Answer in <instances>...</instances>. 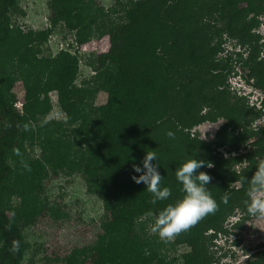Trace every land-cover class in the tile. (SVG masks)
<instances>
[{
    "label": "trees",
    "instance_id": "1",
    "mask_svg": "<svg viewBox=\"0 0 264 264\" xmlns=\"http://www.w3.org/2000/svg\"><path fill=\"white\" fill-rule=\"evenodd\" d=\"M15 2L0 0V264H25L22 229L45 211L39 192L48 171L80 173L109 215L92 246L73 250L64 264H85L89 258L90 264L219 261L211 250L214 237L243 229L250 215L242 180L264 160V123L253 125L262 108L250 106L227 82L238 65L245 82L264 95L261 38L252 32L264 15V0H114L107 9L98 0H50V23L74 31L77 44L108 37V49L92 55L93 76L81 86L75 84V56L60 51L38 58L35 48L47 32L21 34L10 25ZM223 34L236 40L235 54L220 55ZM6 61L16 74L3 69ZM18 77L25 87L21 111L6 95ZM98 91L107 95L100 106L94 104ZM50 93L64 120L45 121ZM219 120L224 122L211 140L194 131ZM34 147L40 149L36 158L29 155ZM148 151L157 154L161 187L171 191L155 204L146 185L131 178L139 175L133 163ZM193 158L212 165L197 171L211 176L207 189L216 209L173 238L159 240L147 225L182 197L175 171ZM239 212L227 229L225 223ZM175 247L182 248L181 255L170 262L169 249ZM252 254L242 264H264V242Z\"/></svg>",
    "mask_w": 264,
    "mask_h": 264
},
{
    "label": "rangeland",
    "instance_id": "2",
    "mask_svg": "<svg viewBox=\"0 0 264 264\" xmlns=\"http://www.w3.org/2000/svg\"><path fill=\"white\" fill-rule=\"evenodd\" d=\"M49 1L16 0L15 5L8 13L10 25L21 34L47 32L46 40L35 48L38 58L54 57L60 51H66L75 56L78 68L75 84L81 86L93 76V68L90 65V61L93 60L92 55H98L108 49V37L92 38L83 45L77 44L74 31L68 30L61 23L56 25L50 23ZM98 2L104 9L114 4V0H98ZM256 20L258 24L252 32L261 38L259 55L264 58V15H260ZM221 38L224 52L220 55L235 54L238 51L239 46L235 39L226 38V34H223ZM240 52L243 57L247 55V52L242 49ZM9 68L12 73L14 67L6 61L3 69L8 71ZM234 70L236 74L229 76L227 81L230 90L238 96H245L248 104L256 110L262 108V116L253 125L263 124L264 106H261V100L264 98L263 93L245 82L243 75L246 72L242 68L236 65ZM16 73L17 71L13 70V74ZM8 80V78L5 79V84ZM6 95L14 108L21 111L25 96V87L21 77L12 80L10 88L6 90ZM106 96L104 91H98L94 98V104L96 106L104 104ZM49 99L51 110L45 116V121L50 123L64 120V115L58 109L55 93H50ZM17 105L19 107H16ZM223 122V120H219L215 124L203 123L195 127L194 131L201 139L208 141L213 138ZM29 155L33 158L40 156V149L34 147L33 150H29ZM39 196L45 205V211L31 225L22 229L23 236L28 243L23 258L25 264H64L65 258L73 250L92 246L109 217L101 199L95 193L89 192L84 178L78 172L66 175L62 172L48 171L41 181ZM240 214L242 213H235L228 219L225 223L227 229L231 228L232 223L241 216ZM141 221L144 223L145 233V218L143 217ZM151 226L152 224L147 225L149 235L154 234L150 231ZM243 226L241 230H231L235 234L219 233L214 237L211 250L214 258H219V261L214 264L245 263L247 258L253 256L252 253L256 251L257 246L264 242V219L258 220L250 216ZM158 239L160 240L159 236ZM235 240L238 244H234ZM181 251L180 247L169 249L168 260L170 262L178 260ZM90 262L89 258L85 264H90Z\"/></svg>",
    "mask_w": 264,
    "mask_h": 264
},
{
    "label": "clouds",
    "instance_id": "3",
    "mask_svg": "<svg viewBox=\"0 0 264 264\" xmlns=\"http://www.w3.org/2000/svg\"><path fill=\"white\" fill-rule=\"evenodd\" d=\"M17 107V106H16ZM169 136L173 133L169 132ZM157 154L155 151L145 153L139 164L133 163L134 173L131 178L137 184L143 183L152 193L151 202L167 200L171 191L168 187H161V175L158 171ZM201 159H189L176 169V180L181 185L182 197L168 204L155 218L150 231L157 234L161 240L173 238L181 231L195 225L205 215L216 209V202L207 189L211 176L204 171H197L201 167H212ZM255 172L250 179L243 177L242 183L247 185V199L245 206L247 213L258 219H264V160H259ZM227 196L224 197L227 200ZM19 242H14V249Z\"/></svg>",
    "mask_w": 264,
    "mask_h": 264
},
{
    "label": "built area",
    "instance_id": "4",
    "mask_svg": "<svg viewBox=\"0 0 264 264\" xmlns=\"http://www.w3.org/2000/svg\"><path fill=\"white\" fill-rule=\"evenodd\" d=\"M17 107H19V105H17Z\"/></svg>",
    "mask_w": 264,
    "mask_h": 264
},
{
    "label": "flooded vegetation",
    "instance_id": "5",
    "mask_svg": "<svg viewBox=\"0 0 264 264\" xmlns=\"http://www.w3.org/2000/svg\"><path fill=\"white\" fill-rule=\"evenodd\" d=\"M247 259H248V258H247ZM246 261H247V260H246ZM246 261H245V262H246Z\"/></svg>",
    "mask_w": 264,
    "mask_h": 264
}]
</instances>
